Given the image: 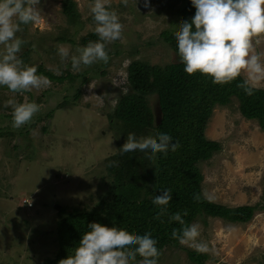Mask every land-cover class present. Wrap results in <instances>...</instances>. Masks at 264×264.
<instances>
[{
  "label": "rangeland",
  "instance_id": "374dc122",
  "mask_svg": "<svg viewBox=\"0 0 264 264\" xmlns=\"http://www.w3.org/2000/svg\"><path fill=\"white\" fill-rule=\"evenodd\" d=\"M78 18L69 23L62 13L64 0H38L37 21L21 25L17 36L28 54L23 62L38 72L64 76L63 83L26 93L0 87V264H40L57 249L46 238L65 213L91 210L107 189L104 160L117 153L120 138L110 116L118 100L130 93L127 67L132 61L164 66L177 60L161 34L177 25L181 0H110L123 26L120 40L107 44V63L71 67L57 49L74 54L94 34L89 0H71ZM254 54L264 62V35L252 38ZM37 72V74H38ZM40 75V74H38ZM248 86L264 90V78L242 72ZM35 102L40 111L26 125L12 126L16 104ZM159 121L154 98L148 100ZM233 100L216 107L206 124L207 140L220 151L200 163V191L205 200L228 208H256L246 224L199 218L197 243L206 246L205 264H264V130L255 120H245ZM63 108H58V107ZM29 205V206H28ZM73 210V211H72ZM51 233V234H50ZM189 244L162 251L158 264H191Z\"/></svg>",
  "mask_w": 264,
  "mask_h": 264
},
{
  "label": "trees",
  "instance_id": "16d2710c",
  "mask_svg": "<svg viewBox=\"0 0 264 264\" xmlns=\"http://www.w3.org/2000/svg\"><path fill=\"white\" fill-rule=\"evenodd\" d=\"M181 1L183 6L177 10L175 29L161 34L177 60L164 66H152L142 61L129 63L126 80L130 93L118 100L109 117L110 121H115L114 128L120 138L117 153L104 160L107 189L91 210H72L67 214L63 208L57 210L60 218L56 221L54 233L45 235L57 252L53 258L44 259L40 264H59L60 260L72 255L81 236L89 231L88 224L93 222L122 228L131 235L151 233L152 238L158 241L161 256L162 251L169 247L179 248V241L171 234L173 229L179 234L182 226L169 220L172 214L181 213L184 226L202 217L246 224L257 211L252 206L228 208L205 200L200 191L203 178L198 166L220 151V145L207 140L204 135L216 107H226L236 100L240 115L245 120L257 121L264 130V90L251 87L253 94L247 95L239 86L244 83L241 76L229 84L219 85L199 72L189 75L184 71L174 37L179 25L194 16L195 8L190 0ZM62 13L69 23L78 18L71 0H64ZM96 40L95 34H89L82 43L87 45ZM19 57L25 62L28 54L24 52ZM38 74L59 83H63L65 78L43 72ZM150 98L155 99L159 109L157 124L148 103ZM129 133L135 134L137 139L155 138L158 133H165L179 147L167 154L157 153L154 157L138 151L120 153L119 149ZM111 161H116V166H110ZM164 189L171 190L172 200L167 214L155 219L159 209L152 201ZM194 196H199V200ZM187 254L191 264H205L208 259L207 255L197 251ZM140 259L137 256V261Z\"/></svg>",
  "mask_w": 264,
  "mask_h": 264
},
{
  "label": "clouds",
  "instance_id": "9594fccd",
  "mask_svg": "<svg viewBox=\"0 0 264 264\" xmlns=\"http://www.w3.org/2000/svg\"><path fill=\"white\" fill-rule=\"evenodd\" d=\"M128 0H121L127 4ZM195 14L190 21L179 25L175 35L177 55L184 71L189 74L199 72L211 78L213 84L225 85L236 80L242 72L255 78H264V62L254 54L252 38L264 35V0H190ZM38 0H0V87H7L13 93H26L33 89L48 87L50 81L38 75L36 66H28L20 59L24 41L17 36L21 25L37 21ZM148 0H145L147 6ZM90 13L95 23L94 34L98 40L78 47L73 54L68 47L57 49L61 61L70 60L71 67L79 70L97 62L107 63L110 59L107 44L120 40L122 24L117 13L111 9L110 0H92ZM248 81L239 85L247 95L253 90ZM40 105L35 102L18 103L12 111V126L20 128L28 124ZM178 144L172 137L158 133L155 138L137 139L129 133L120 153L138 151L154 157L157 153L175 151ZM111 161L110 166H116ZM199 200V196H194ZM172 200L169 189L160 191L152 201L159 212L155 219L167 214ZM29 206V205H28ZM57 211V210H56ZM184 215H187L185 212ZM170 221L182 227L179 234L172 231V238L180 244H189L197 252L206 246L197 243L200 232L196 224L185 225L181 213L169 216ZM72 255L59 261V264H158L160 251L158 241L151 233L131 235L118 227H108L97 222L88 224ZM137 256L141 259L137 261Z\"/></svg>",
  "mask_w": 264,
  "mask_h": 264
},
{
  "label": "water",
  "instance_id": "95a60500",
  "mask_svg": "<svg viewBox=\"0 0 264 264\" xmlns=\"http://www.w3.org/2000/svg\"><path fill=\"white\" fill-rule=\"evenodd\" d=\"M55 210H59V207L58 206H55Z\"/></svg>",
  "mask_w": 264,
  "mask_h": 264
}]
</instances>
